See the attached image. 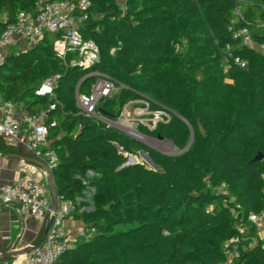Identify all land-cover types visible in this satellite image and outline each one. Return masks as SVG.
<instances>
[{
  "label": "trees",
  "instance_id": "16d2710c",
  "mask_svg": "<svg viewBox=\"0 0 264 264\" xmlns=\"http://www.w3.org/2000/svg\"><path fill=\"white\" fill-rule=\"evenodd\" d=\"M36 1L0 0V31L21 12L36 13ZM91 2L81 31L100 46L99 64L81 68L72 53L62 59L54 49L57 35L48 33L26 50L11 48L0 66V99L25 103L33 113L52 102L36 95V89L59 76L55 94L63 108L51 113L58 124L49 137L59 158L53 170L57 189L61 200L75 202L69 217L92 224L97 232L74 243L55 264H224L227 242L244 236L233 224L243 225L249 238H256L249 215L264 210V159H256L264 155V53L240 45L230 29L247 25L255 41L264 43L257 30L264 22V0H127L125 6L118 0ZM237 7L244 19L235 15ZM180 22L184 32L195 29L190 48L202 50L198 68L214 71L211 89L198 99L179 82L181 69L173 51ZM198 22L206 33L196 30ZM116 46V54H110ZM228 47L247 61L246 67L225 66L223 52ZM139 67L143 75L129 78ZM96 71L130 86L99 107L106 117L118 118L132 92L145 91L188 119L196 101L207 118L205 133L195 127L197 143L173 157L81 115L76 89L79 85L81 92H89L96 79L90 74ZM141 130L168 138L179 149L187 147L189 128L177 117ZM120 148L127 153L147 151L159 168L128 165ZM0 151L20 153L1 136ZM89 171L96 185L92 210L86 209L90 205L85 199L77 200L86 196ZM218 185L235 200L227 204L226 195L211 192ZM233 263L264 264V241L258 238L251 247H241Z\"/></svg>",
  "mask_w": 264,
  "mask_h": 264
},
{
  "label": "built area",
  "instance_id": "2783aa9c",
  "mask_svg": "<svg viewBox=\"0 0 264 264\" xmlns=\"http://www.w3.org/2000/svg\"><path fill=\"white\" fill-rule=\"evenodd\" d=\"M91 0H38L36 1V13L21 12L15 22L10 23L0 31V66L7 61V55L14 46H34L40 42L46 34L57 35L54 49L58 56L65 59L67 53L76 56L74 64L88 69L101 62V48L97 42L84 37L81 26L89 18ZM235 15L244 19L242 8L235 9ZM264 26V22L260 23ZM234 39L240 45L253 47L255 44L264 50V43L255 41L251 29L247 25L230 27ZM223 63L226 67L238 65L246 67L247 61L234 53L232 47L223 52ZM90 75L95 76L89 92H81L79 85L76 89V100L80 114L87 117H95L104 123H110L111 119L100 111L106 100L113 98L114 91L119 92L125 87L118 79L102 71H96ZM59 76H53L46 80L35 93L38 96H47L52 99L49 107L36 113L24 112L17 115L22 108L19 103L12 101L0 102V136L12 146L27 150L36 159L43 160L54 170L58 164V154L50 146L51 129L58 122L51 120V113L58 107L63 108L62 102L55 94V87ZM126 111L121 112L114 123L118 129H122L128 137L143 141L147 135L138 128V122H132L126 116ZM159 111V110H157ZM160 112V111H159ZM136 115H140L138 110ZM163 119V118H162ZM151 129H155L159 121L144 122ZM163 119L160 122H169ZM147 123V124H146ZM109 125V124H108ZM110 126V125H109ZM121 131V132H122ZM122 153L125 151L120 148ZM93 173L88 172V175ZM84 182L86 180L84 179ZM86 193V192H85ZM85 197L77 198L83 201ZM0 203L3 205H17L22 216L37 219H48L52 217L49 231L40 247L30 254L20 256L28 259L30 264H55L61 254L73 247V241L65 229V220L75 212L73 200H60L59 208L53 211L48 185L35 178L26 171H22L13 183H0ZM264 218V210L260 213H251L249 220L259 224ZM95 231V230H94ZM83 234V232H82ZM239 239L232 238L226 244V261L224 264H232L240 256Z\"/></svg>",
  "mask_w": 264,
  "mask_h": 264
},
{
  "label": "rangeland",
  "instance_id": "374dc122",
  "mask_svg": "<svg viewBox=\"0 0 264 264\" xmlns=\"http://www.w3.org/2000/svg\"><path fill=\"white\" fill-rule=\"evenodd\" d=\"M121 6H125L127 0H118ZM180 23H177L176 25V39L174 43V56H177L178 62L177 66L180 67V75L179 78L181 79L179 82L182 83L183 86L186 88V90L190 92H194L193 96L195 98H199L201 93L208 91L211 89L210 82L213 81V70L208 69H200L198 68V65L201 64V54L202 50H199L198 52H191V43L193 41L192 37L195 34V29H188L186 32L183 31L180 27ZM196 30L200 33H206V29L204 28L203 24L201 22H198L196 24ZM257 30L261 35H264V26L262 24L257 25ZM25 46H28L26 43ZM118 46V45H117ZM112 47L110 50V54L115 55L118 47ZM252 48L257 49L258 51H261L264 53V50L260 49L257 44H255ZM179 64V65H178ZM140 75H143L141 72V67L137 69L136 71L129 72L128 76L131 79L137 80ZM130 82V81H129ZM131 84V83H130ZM129 84V85H130ZM125 88H130L125 85ZM119 93L118 88L114 91L113 96H116V94ZM133 95H130L129 101L123 106V110L126 111V116L128 119H130L132 122H138V128L141 130L142 126H145L148 129H151L149 125H145L141 119H144V122H151L150 124L153 125L154 121H162L163 119L166 120H172L174 117H177L183 124H185L189 128V139L187 143V147L185 149H179L175 147L174 143L169 140L168 138H160L156 134H149L147 133V137L141 141L150 147H152L154 150L158 151V148L162 150L163 155L167 156H178L184 154L189 147L193 143H197L196 136L197 132L204 134L205 133V122L206 117L204 116V112L199 108L196 104V101H194L192 104L195 106L191 107L190 114L191 118L188 119L185 117L180 111L168 104H165L161 102L159 99L155 98L153 95L145 92V91H136L132 92ZM131 96H136L137 98H132ZM196 99V100H197ZM140 112V115H136V111ZM159 110V111H157ZM163 118V119H162ZM117 119V118H116ZM115 119H111L110 123H108L111 127L118 131H122V129H118L116 124L114 123ZM147 124V123H146ZM195 127L199 130L195 132ZM152 130V129H151ZM122 134H125L124 131L121 132ZM143 151L145 150H134L132 152H125V155L127 156V164L128 165H134V164H141L144 168L148 170H157L159 166L155 163L153 164L146 156L143 154ZM147 152V151H146ZM148 153V152H147ZM132 157L135 158V161H132ZM95 174L90 173L86 176L84 182L87 186L85 190V201L90 205L88 210H92L95 204L94 196L96 193V185H94V182H92V178H94ZM211 192L221 193L226 195V203L229 204L230 201H234V197L232 196L231 192H229L225 187L223 186H213ZM232 211L236 213L238 210L236 206L232 205ZM101 222L104 221V219L100 220ZM239 232L241 233L242 238L236 237L239 239V247H251L254 245L255 241L253 238H249V235L246 234L245 227L243 225L239 224H233ZM83 234H80L78 236H75L76 241H73V243H77L83 240H89L92 238V236L97 232V228L94 227L92 224H85L82 226ZM95 230V231H94ZM234 264V263H233Z\"/></svg>",
  "mask_w": 264,
  "mask_h": 264
},
{
  "label": "crops",
  "instance_id": "0c3cea01",
  "mask_svg": "<svg viewBox=\"0 0 264 264\" xmlns=\"http://www.w3.org/2000/svg\"><path fill=\"white\" fill-rule=\"evenodd\" d=\"M13 48L17 50H26L29 47L22 45L21 47L14 46ZM0 102L2 103L3 101L0 99ZM20 105L22 108L17 111V115H22L24 112L33 113L29 110L27 104L20 103ZM1 116L2 112L0 111V117ZM3 141L7 143L4 139ZM12 147L20 152L18 154L33 157L32 154L25 149L22 150V148L20 149V147L16 146ZM157 148L159 152H162L159 147ZM4 154L14 153L0 151V183H13L17 180L22 171H26L48 185L49 177L44 168ZM47 222L48 219L22 216L17 205H3L0 203V257L8 256L6 255L7 252H19L37 246L45 236ZM64 225L71 239L76 241L75 236L82 234V226L85 225V223L81 220L74 219L73 217H68L66 218ZM255 225L256 238H253L254 241L256 242L258 238L264 241V218L259 224ZM244 229L246 230V228ZM0 264H30V261L28 259H21L19 256L12 257L11 261L1 260Z\"/></svg>",
  "mask_w": 264,
  "mask_h": 264
},
{
  "label": "water",
  "instance_id": "95a60500",
  "mask_svg": "<svg viewBox=\"0 0 264 264\" xmlns=\"http://www.w3.org/2000/svg\"><path fill=\"white\" fill-rule=\"evenodd\" d=\"M161 138V137H160ZM143 154L146 156V158H148L153 164H155V162L151 159V157L149 156V154L145 151H143ZM7 155L9 157H15V158H19L22 159L24 161H27L29 163H33L36 164L38 166H41L42 168H44L47 173H48V186H49V191H50V196H51V208L53 211H57L59 208V202L61 200L59 193H58V189H57V184H56V180H55V176H54V172L53 170L48 166V164L46 162H44L43 160L40 159H36L33 157H29V156H25L22 154H4ZM257 160H263L264 159V155L262 153H259L256 157ZM132 161H135V158L132 157L131 159ZM52 222V217L48 218V222H47V228H46V232H45V236L49 231V227L51 225ZM44 236V238H45ZM44 238L42 239V241L37 245L34 246L32 248H28L26 250H22L19 252H12V253H6V255L8 256H12V257H19L25 254H30L32 253L35 249H37L38 247H40L44 241Z\"/></svg>",
  "mask_w": 264,
  "mask_h": 264
}]
</instances>
